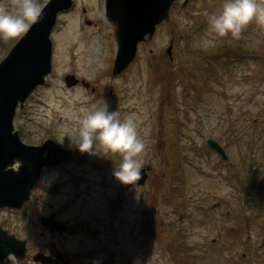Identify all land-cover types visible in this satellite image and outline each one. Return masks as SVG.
<instances>
[{
    "label": "rangeland",
    "instance_id": "obj_1",
    "mask_svg": "<svg viewBox=\"0 0 264 264\" xmlns=\"http://www.w3.org/2000/svg\"><path fill=\"white\" fill-rule=\"evenodd\" d=\"M50 1L41 0L44 8ZM184 2L114 81L118 46L106 0H75L52 35L53 72L17 114L15 129L27 145L65 138L61 129L76 123L70 117L92 109L88 104L95 100L90 92L67 88L66 78L100 90L114 83L122 101L120 118L129 113L140 118L144 168L152 169L137 191L143 200L128 205L133 238L147 247L133 239L124 252H116V264H264V28L254 24L239 40L218 39L207 32V20L224 0H192L183 9ZM21 38L0 41V64ZM216 57L223 59L222 69ZM208 139L227 150L231 163L207 147ZM117 160L81 153L64 166L82 182L76 185L84 190L79 210L109 211L107 202L125 186L113 175ZM97 165L109 168L108 193L104 182V189L96 188V172L84 170ZM84 173L95 179L83 182ZM238 217L248 227L241 228ZM143 221L148 235L136 236Z\"/></svg>",
    "mask_w": 264,
    "mask_h": 264
},
{
    "label": "flooded vegetation",
    "instance_id": "obj_2",
    "mask_svg": "<svg viewBox=\"0 0 264 264\" xmlns=\"http://www.w3.org/2000/svg\"><path fill=\"white\" fill-rule=\"evenodd\" d=\"M123 75L112 80L121 79ZM99 88L80 81L72 90L81 89L95 96V100L88 104L90 107L97 103V108L108 109L110 99L116 97L120 115L122 101L116 93L115 84L106 89ZM48 140H54L72 151L75 158L81 154L75 148L67 147L69 141L66 138L48 137L34 146H43ZM72 163L60 167H42L40 174L34 170L36 167H32L29 173L31 179L25 182L27 188L21 192L19 184L23 167L17 163L3 171L2 174L8 179L11 177L19 190L14 200L20 202V206H0V264H94L97 260L101 264H116V252H124L133 239L140 242V247L146 246L145 241L133 238L128 210L133 199L139 202L143 200L137 194L142 187H122L117 199L114 198L112 203L107 202L108 212H83L79 209L84 190L81 185L76 187L82 182L76 180V175L68 173L70 167H64ZM116 163L119 164L118 160ZM108 169L98 165L84 168L86 172L97 173L95 186L98 190L106 186L107 193L112 188L110 175L106 173ZM68 177L75 181L68 180ZM95 178L86 173L82 180L87 182V179L91 181ZM103 182L104 187L101 188ZM73 186V192H68ZM85 193L89 192L85 190ZM139 224L135 228L136 236H147L145 222ZM128 262L125 260V264Z\"/></svg>",
    "mask_w": 264,
    "mask_h": 264
},
{
    "label": "water",
    "instance_id": "obj_3",
    "mask_svg": "<svg viewBox=\"0 0 264 264\" xmlns=\"http://www.w3.org/2000/svg\"><path fill=\"white\" fill-rule=\"evenodd\" d=\"M177 0H107L106 11L109 21L117 27L119 51L114 64L113 76L122 75L137 58L139 45L150 41L156 35L157 28L171 19V11ZM190 0H187L184 7ZM74 6L73 0H52L44 9L43 17L25 37L16 45L8 58L0 65V206H20L14 199L19 190L14 180L3 175L7 167L18 162L23 172L19 184L20 192L26 189L25 182L30 180L32 167L39 174L42 167H59L74 159L73 152L61 148L50 140L43 147L25 145L14 133L17 111L24 110L30 96L46 83L53 72L54 45L52 34L57 27L61 14L69 12ZM89 24V23H88ZM173 45L168 50L172 57ZM69 88L79 81L66 78ZM117 98L112 97L108 109L117 112ZM210 148L224 159L228 157L224 149L215 141L209 140ZM142 172L140 185H145L148 172Z\"/></svg>",
    "mask_w": 264,
    "mask_h": 264
},
{
    "label": "clouds",
    "instance_id": "obj_4",
    "mask_svg": "<svg viewBox=\"0 0 264 264\" xmlns=\"http://www.w3.org/2000/svg\"><path fill=\"white\" fill-rule=\"evenodd\" d=\"M43 13L41 0H0V41L23 37L40 22ZM254 24L264 28V0H224L219 12L208 15L207 32L218 39L239 40ZM70 119L76 121L75 125L61 129L69 141L68 148L102 159L119 157L114 177L125 186L140 187L146 141L140 135V118L136 113L121 119L116 111L93 106L81 108Z\"/></svg>",
    "mask_w": 264,
    "mask_h": 264
},
{
    "label": "trees",
    "instance_id": "obj_5",
    "mask_svg": "<svg viewBox=\"0 0 264 264\" xmlns=\"http://www.w3.org/2000/svg\"><path fill=\"white\" fill-rule=\"evenodd\" d=\"M216 63L219 64V67H221V69L223 68V59L222 58H218L216 57ZM188 85H190V83H188ZM238 225H240L241 228L245 229L246 227H248L247 222L245 220H240V217H238ZM242 229V231H244ZM229 237H232L231 235ZM252 254V253H249ZM253 255V254H252ZM189 261H191V258L188 259ZM244 260V259H242Z\"/></svg>",
    "mask_w": 264,
    "mask_h": 264
},
{
    "label": "bare ground",
    "instance_id": "obj_6",
    "mask_svg": "<svg viewBox=\"0 0 264 264\" xmlns=\"http://www.w3.org/2000/svg\"><path fill=\"white\" fill-rule=\"evenodd\" d=\"M0 173H1V170H0Z\"/></svg>",
    "mask_w": 264,
    "mask_h": 264
}]
</instances>
